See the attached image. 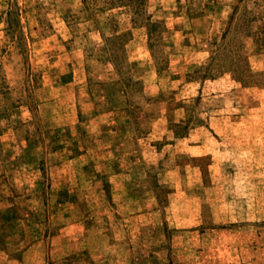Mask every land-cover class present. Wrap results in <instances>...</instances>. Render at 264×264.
<instances>
[{"label":"rangeland","instance_id":"1","mask_svg":"<svg viewBox=\"0 0 264 264\" xmlns=\"http://www.w3.org/2000/svg\"><path fill=\"white\" fill-rule=\"evenodd\" d=\"M0 264H264V0H0Z\"/></svg>","mask_w":264,"mask_h":264}]
</instances>
